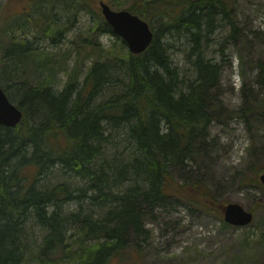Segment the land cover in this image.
Wrapping results in <instances>:
<instances>
[{
    "label": "trees",
    "instance_id": "1",
    "mask_svg": "<svg viewBox=\"0 0 264 264\" xmlns=\"http://www.w3.org/2000/svg\"><path fill=\"white\" fill-rule=\"evenodd\" d=\"M101 1L149 23L155 36L143 54H131L119 38L103 47L99 38L115 34ZM27 2L18 15H0V86L24 113L16 128L0 125V264L129 262L132 249L141 252L147 222L170 205H187L230 227L223 203L200 175L192 181L177 175L217 150L210 128L222 111L214 93L221 68L207 53L221 24L231 29L227 41L238 36L232 0ZM81 11L95 23L71 51L32 48L30 33L33 43L55 44ZM176 38L184 41L191 78L170 54ZM73 54L77 67L58 91L57 76ZM90 56L94 61L84 70ZM53 170L86 185L78 195L65 183L43 189L41 180ZM74 201L100 212L80 204L64 214L63 205ZM73 237L78 248L71 247Z\"/></svg>",
    "mask_w": 264,
    "mask_h": 264
},
{
    "label": "rangeland",
    "instance_id": "2",
    "mask_svg": "<svg viewBox=\"0 0 264 264\" xmlns=\"http://www.w3.org/2000/svg\"><path fill=\"white\" fill-rule=\"evenodd\" d=\"M232 2L238 36L227 41L231 29L225 23L221 24L211 37L207 53V57L221 68L214 93L222 103V111L210 128L217 150L199 166L191 163L177 177L192 181L200 175L223 205L234 203L248 211L255 210L254 221L245 228H227L215 216L187 205H170L158 210L154 219L147 222V238L139 241L141 252L137 254L132 249L129 262L123 264H130V261L131 264H264V185L259 181V172L263 170L264 173V0ZM27 4V0H0V15H18L25 11ZM59 19L65 22L66 14L59 12ZM94 23L90 13L81 11L73 27L57 43L52 44L48 39L33 43L34 32L27 40L32 42L35 50L66 54L77 46L82 34H86ZM117 38L121 39L105 34L99 41L104 48L110 49ZM170 43L175 64L184 77L191 78L193 74L186 60L184 41L176 38ZM93 61L94 56L88 57L84 70ZM77 64V55H70L67 71L57 76L56 90L64 88ZM84 76L81 75V81ZM1 82L5 80L0 77ZM61 183L68 184L76 195L77 188L86 185L74 175L53 170L41 180L40 186L46 189ZM80 204L84 210H94L97 215L100 212L97 205L92 206L88 201H74L63 205V213L77 211ZM34 232L37 239L39 231ZM76 242L77 238L73 237V249L79 246ZM114 264L122 263L116 261Z\"/></svg>",
    "mask_w": 264,
    "mask_h": 264
},
{
    "label": "water",
    "instance_id": "3",
    "mask_svg": "<svg viewBox=\"0 0 264 264\" xmlns=\"http://www.w3.org/2000/svg\"><path fill=\"white\" fill-rule=\"evenodd\" d=\"M102 15L113 29L115 35L122 38L133 55L143 54L154 40L150 25L129 11H115L104 1L100 2ZM24 117L23 111L9 99L0 86V125L16 128ZM264 185V173L259 178ZM225 223L238 228L252 224L254 215L239 204L230 203L223 209Z\"/></svg>",
    "mask_w": 264,
    "mask_h": 264
}]
</instances>
